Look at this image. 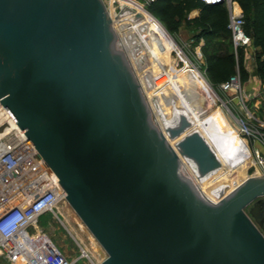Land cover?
<instances>
[{
	"label": "water",
	"instance_id": "obj_1",
	"mask_svg": "<svg viewBox=\"0 0 264 264\" xmlns=\"http://www.w3.org/2000/svg\"><path fill=\"white\" fill-rule=\"evenodd\" d=\"M151 24L104 0H0V102L59 177L107 253L102 264H264V175L218 202L200 177L222 167L187 115L160 128L144 43ZM170 140L179 139L175 147ZM250 208L249 213L247 209Z\"/></svg>",
	"mask_w": 264,
	"mask_h": 264
},
{
	"label": "rangeland",
	"instance_id": "obj_2",
	"mask_svg": "<svg viewBox=\"0 0 264 264\" xmlns=\"http://www.w3.org/2000/svg\"><path fill=\"white\" fill-rule=\"evenodd\" d=\"M119 9L120 8H118L116 12L119 13ZM154 17L158 19L156 16ZM161 23L165 27V31H161L164 35L159 44L160 48L164 49L167 60L162 64L160 61L162 60L160 59L161 57H158L157 53L154 54L155 50L152 52L151 61L153 60V69L150 62L146 67L147 71L151 72L152 76L156 78L157 85H155L150 91H148L144 79L142 77L139 78L150 105H152L151 103L156 101L158 97L162 96L164 99L170 98L169 94L172 90L174 95L189 108L195 120L199 121L200 125L198 126L203 129L219 155L227 154L231 148V140L234 136H240L246 139L251 166L246 170V172L241 171V179L245 176L246 178L244 179H247L249 176L264 175V164L260 163V159L257 157L258 150L255 148L258 145L260 148L259 154L264 160V139L258 140L252 136L246 135L242 131L243 121L248 122L249 120L246 106L239 98L236 99V101H232V96L234 95L231 96L227 92L223 91L219 85L214 84L208 77L204 58L209 48L204 47L201 49V53H197L194 47H192L180 34L172 32L163 22ZM156 43H153L154 46H152V49H154L158 44ZM187 64L191 67H187L189 66ZM186 69L198 71L210 87L214 98L210 101L209 105L203 103L200 104V109L195 107L196 102L190 99L191 95L194 92L199 93L200 95L201 91L196 87L194 88L192 78L185 73ZM156 71L158 74H154ZM189 74H191V70ZM174 86L181 90H179L181 92L180 96L176 93ZM166 88L168 89L167 91L169 94H166L167 92L163 94V91ZM170 111L172 113L171 120L177 123L178 120L174 119V110L171 109ZM212 113L214 114L211 115ZM156 115L157 117H155L160 126V115L159 113ZM251 120V125L256 127V122L253 121V119ZM174 124L175 123H173V125ZM222 183L223 181H220L210 187H219ZM234 183L235 182L233 181L224 182L223 188H221L222 191H216V194L214 193V195L211 194V197L214 199L212 200L210 198L211 201L218 202L225 197L235 188ZM205 197L209 198L206 195ZM250 208L251 207L247 209L248 213ZM61 209L63 211L62 216H58L57 213L45 214L35 225L30 226L21 234L20 239L27 245L26 250L23 251L27 252V255L30 258L33 256V252L37 253L40 249H43L44 254H50L54 250H59L67 257L68 260H70V262H72V264H102L107 257V253L101 250L98 246V241L89 229L86 228V225L69 203L62 204ZM262 211L264 212V206L262 207ZM259 227L264 233V223ZM83 250L86 253H83ZM0 264L30 263L25 258H20L16 262H9L0 257Z\"/></svg>",
	"mask_w": 264,
	"mask_h": 264
},
{
	"label": "built area",
	"instance_id": "obj_3",
	"mask_svg": "<svg viewBox=\"0 0 264 264\" xmlns=\"http://www.w3.org/2000/svg\"><path fill=\"white\" fill-rule=\"evenodd\" d=\"M129 0H104L110 14L121 11ZM148 12V6L155 0H131ZM206 4L224 3L228 9V28L231 31L232 48L238 55L241 49L253 48V38L245 30V16L236 0H202ZM127 7V6H126ZM150 13V12H149ZM151 14V13H150ZM152 15V14H151ZM189 65V64H187ZM187 67H191L190 65ZM221 89L233 91L239 97L242 90V79L239 69L226 81ZM264 103V90L261 94ZM10 118L8 111L0 102V120ZM243 121L242 131L258 140L264 139L260 122L256 127L251 125L252 118ZM1 125V124H0ZM0 257L9 262L25 258L30 264H72L59 250L44 254L43 249L38 257L27 255V245L20 239L21 234L35 225L39 218L48 213H55L58 207L68 203L67 193L60 184L59 177L47 164L41 153L20 128L15 127L0 138ZM260 163L262 156L257 152ZM83 253H86L83 250Z\"/></svg>",
	"mask_w": 264,
	"mask_h": 264
},
{
	"label": "bare ground",
	"instance_id": "obj_4",
	"mask_svg": "<svg viewBox=\"0 0 264 264\" xmlns=\"http://www.w3.org/2000/svg\"><path fill=\"white\" fill-rule=\"evenodd\" d=\"M125 2L127 4L126 6L128 8H130L131 10L139 13L146 21H148L151 24L150 26L152 28V33H151L150 37L148 39H146L144 37V35L141 33V31L139 30V28L137 27L139 25V22L134 23L130 19L127 20V22L131 24V26L134 28V30L136 31V33L138 34V36L140 37V39L144 43V47L147 50V54L145 55V57L148 58L149 62L151 63L152 69H153V65H152V61L153 60L151 61V55H152V52H154V50H155L154 54L157 53L158 57H161L160 59H162V60H160V61L163 64V62H166L167 56L164 53V49L160 48L159 42L163 38L161 36H159V34H158V27L161 26L162 23L158 19H156L153 15H151L149 12L144 10V8H142V6L139 5L138 3L134 2V1H131V0L125 1ZM111 16H112L113 19H115V17L117 15L112 13ZM153 43H156L159 47L156 45V47L154 49H152V46H154ZM190 70H191V74H189ZM156 72H154V74H158V72L157 73ZM185 73H187L188 76H190L192 78V81H193V84H194V88L196 87V88H198V90L201 91L200 95H199V93H195V92H194L195 94L193 93L191 95L190 99L192 101L196 102L195 107L200 109V104H203V103L206 104V105H209L210 101L213 100L214 97H213V94H212V91H211L210 87L204 81V79L202 78L201 74L198 71H194L192 69H186ZM187 74H185V75H187ZM160 86H158V87H160ZM174 88L176 90V93H178L179 96H180L181 95V92H180L181 90L178 89V87H176V86H174ZM167 90H168L167 88L164 89L163 94L166 93V92H167L166 94H169ZM169 95H170V98H168V99H166V98L164 99L162 96L158 97V99L156 101L152 102L151 103L152 105H150V106H152L151 108H152L153 112L155 113L156 117H157L156 114L159 113L160 120H161L160 128L163 130L165 135L168 137L167 132L165 131V129L167 127H169V126H172L173 123H176V122H173L171 120V114H172L171 111H170L171 109L174 110V117H175L174 119H176V120H178L180 118V116L183 115V114L187 115L188 118H190V120H192V122H193V129L199 130L205 136V138L211 144L212 148L214 149V151L216 152L217 156L219 157V159L222 162V167L221 168H219L217 171L209 174L208 176L202 178V177H200L199 173L197 172L195 163L193 161L189 160V159H186V158L182 157V161H183L184 166L186 167L188 172L192 175L193 179H195L194 181H196V183L200 187L201 191L206 196L209 197L208 199L211 198L212 200H214L211 197V194L214 195V193L216 191L219 192L221 190V188H223L224 182L233 181V182H235L234 183L235 187H237L244 180H246V179H244V178H246V176L243 179H241L242 178L241 171L246 172V170L251 166V161L249 159V152H248V146H247L246 139H244V138H242L240 136H238V137L234 136L232 138V140H231V148L227 152V154L219 155L217 153V151L215 150L214 146L212 145V143L209 141V139H208L207 135L205 134V132L203 131V129H201L198 126V125H200L199 121L195 120L192 112L185 105V103H183L177 96H175L174 93L172 92V90L170 91ZM195 98H196V101H195ZM170 104H171V106H170ZM213 114L214 113H212L211 115H213ZM0 124H1L0 125V138L4 134H6L8 131H10L12 128L19 127L17 125V123L15 122V120L11 116H10L9 119L8 118L7 119L4 118L2 121L0 120ZM178 140L179 139H177V140H170L169 139L170 143L174 147H175V144H176V142ZM0 150H1V148H0ZM233 175H236V176H233ZM220 181H223L221 186H219V187L218 186L210 187L211 185L216 184V183H218ZM211 199H210V201H211ZM56 213L58 214V216H62L63 211L61 209V205L58 207V210H57ZM98 246L101 248V250L103 252L105 251L100 244H98Z\"/></svg>",
	"mask_w": 264,
	"mask_h": 264
},
{
	"label": "trees",
	"instance_id": "obj_5",
	"mask_svg": "<svg viewBox=\"0 0 264 264\" xmlns=\"http://www.w3.org/2000/svg\"><path fill=\"white\" fill-rule=\"evenodd\" d=\"M245 16V30L253 38V45L261 50L257 52V73L264 82V0H236ZM194 8H201L199 17L187 20L200 29L201 35H220L230 38L229 43L213 47L205 57L206 72L210 80L224 82L231 75L241 72L246 77L243 67L244 50L236 56L232 47L231 31L228 28V9L224 3L206 4L202 0H155L148 6V11L163 22L169 30H176Z\"/></svg>",
	"mask_w": 264,
	"mask_h": 264
},
{
	"label": "crops",
	"instance_id": "obj_6",
	"mask_svg": "<svg viewBox=\"0 0 264 264\" xmlns=\"http://www.w3.org/2000/svg\"><path fill=\"white\" fill-rule=\"evenodd\" d=\"M238 6L241 9L239 4ZM201 12H202L201 8H194L191 11H189L186 17L182 20L179 27L172 32L180 34L192 47H194L197 53H201V49L204 47H208L209 50L207 53H211L213 47L216 48L222 45L223 43H229L230 38L228 39L220 35H215V36L201 35L199 28H197L194 24L187 23V20L199 17ZM164 28L165 27L163 25L158 27V34L161 37H163L164 35L162 33L163 31H165ZM243 50H244V58L242 63H243L244 71L246 72V77L243 78L241 76L242 79L241 93L239 94V97L236 96L237 94L233 91L227 93L231 96L234 95L232 96L233 97L232 101H236V99L239 98L243 102V104L246 106L248 110L247 115H249L253 119V121L256 122V125H258V123L260 122L264 123V103L261 98V94L264 90V82L262 77L257 73V59H256L257 52H259L261 49L259 47L254 46L253 48L243 49ZM204 62H205V58H204ZM216 84L221 86L222 82H216ZM261 130L264 134V128H261ZM255 148L258 150V152L260 151L258 145ZM36 257H38V252L37 253L33 252L32 258H36Z\"/></svg>",
	"mask_w": 264,
	"mask_h": 264
}]
</instances>
